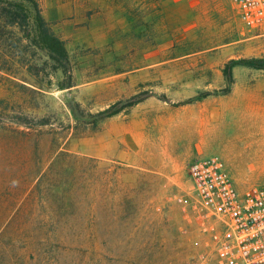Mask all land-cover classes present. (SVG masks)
Listing matches in <instances>:
<instances>
[{"label": "rangeland", "instance_id": "obj_1", "mask_svg": "<svg viewBox=\"0 0 264 264\" xmlns=\"http://www.w3.org/2000/svg\"><path fill=\"white\" fill-rule=\"evenodd\" d=\"M39 2L73 73H0V264H208L189 165L264 186V67L224 74L264 63V26L231 0Z\"/></svg>", "mask_w": 264, "mask_h": 264}, {"label": "built area", "instance_id": "obj_2", "mask_svg": "<svg viewBox=\"0 0 264 264\" xmlns=\"http://www.w3.org/2000/svg\"><path fill=\"white\" fill-rule=\"evenodd\" d=\"M239 16L264 26V0H231ZM200 230L211 237L208 264H264V186L240 191L217 156L189 165Z\"/></svg>", "mask_w": 264, "mask_h": 264}, {"label": "trees", "instance_id": "obj_3", "mask_svg": "<svg viewBox=\"0 0 264 264\" xmlns=\"http://www.w3.org/2000/svg\"><path fill=\"white\" fill-rule=\"evenodd\" d=\"M40 53L44 54L47 60L41 62ZM238 65L264 67L260 60L232 61L224 70L228 81H233V68ZM47 67L50 72L61 71L67 81L72 79L71 58L66 43L54 33L51 23L42 13L39 0H0V73L18 77L24 72L26 77L33 78L38 77L42 71L45 72ZM22 78L26 79L25 76ZM67 85L72 86L70 82ZM141 101L132 102L129 106L132 107ZM119 112L120 110L108 109L100 115L101 118L113 117ZM17 123L26 126L22 120ZM66 157L71 158L68 154L60 155L57 158L58 164L64 163L65 160H61ZM72 159H76L74 164L69 161L70 164L66 167L77 172L81 163L77 158ZM67 197L74 198L69 194ZM87 221L92 226L95 224L94 217Z\"/></svg>", "mask_w": 264, "mask_h": 264}]
</instances>
